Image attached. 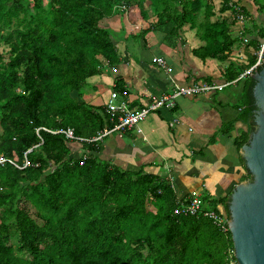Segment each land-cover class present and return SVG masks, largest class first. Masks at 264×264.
I'll return each instance as SVG.
<instances>
[{
	"label": "trees",
	"instance_id": "1",
	"mask_svg": "<svg viewBox=\"0 0 264 264\" xmlns=\"http://www.w3.org/2000/svg\"><path fill=\"white\" fill-rule=\"evenodd\" d=\"M146 1L0 0V155L22 166L27 153L32 163H0V264L237 262L230 230L203 213H174L178 197L166 177L102 159L106 137L73 140L42 128H72L85 139L113 128L117 119L87 102L83 88L105 62H119L120 35L110 27L117 9L148 19ZM149 1L158 17L151 28L177 45L188 24L205 42L192 50L202 59L228 60L238 10L247 15L232 0L218 9L214 0ZM246 68L230 63L226 79L240 82ZM242 84L239 120L248 129L240 149L255 129V80L248 74ZM229 196L204 195V207L228 215Z\"/></svg>",
	"mask_w": 264,
	"mask_h": 264
},
{
	"label": "crops",
	"instance_id": "2",
	"mask_svg": "<svg viewBox=\"0 0 264 264\" xmlns=\"http://www.w3.org/2000/svg\"><path fill=\"white\" fill-rule=\"evenodd\" d=\"M232 1L244 7L247 15L243 23L233 26L231 34L237 41L226 61L196 56L192 50L205 42L187 24L183 27L184 43L170 45L163 31L151 28L158 17L150 4L146 5L148 19L132 20L129 6L121 9L125 11L123 17L117 11L110 27L116 32L126 31L117 42L119 62L114 66L105 62L104 70L88 78L83 88L87 102L107 107L119 79L123 87L120 99L127 100L130 108L139 109L154 96L173 93L178 85L204 81L226 84L221 90L181 95L174 106L164 105L141 121V132L136 128L117 131L101 143L102 159L132 170L143 167L166 177L178 199H188L193 193L203 196L204 191L214 197L226 196L248 175L238 146L242 132L248 129L239 120L246 76L242 74L256 63L264 41V10L256 0ZM221 2L214 0L217 9ZM137 33L145 34L142 42H131L129 38ZM154 57L165 58L172 71L156 64ZM230 63L247 66L240 82L226 79ZM221 209L225 211L223 206Z\"/></svg>",
	"mask_w": 264,
	"mask_h": 264
},
{
	"label": "water",
	"instance_id": "3",
	"mask_svg": "<svg viewBox=\"0 0 264 264\" xmlns=\"http://www.w3.org/2000/svg\"><path fill=\"white\" fill-rule=\"evenodd\" d=\"M254 106L249 140L240 150L250 178L232 189L228 227L239 264H264V65L251 74Z\"/></svg>",
	"mask_w": 264,
	"mask_h": 264
},
{
	"label": "built area",
	"instance_id": "4",
	"mask_svg": "<svg viewBox=\"0 0 264 264\" xmlns=\"http://www.w3.org/2000/svg\"><path fill=\"white\" fill-rule=\"evenodd\" d=\"M123 9L127 8V5H122ZM246 20V15L238 10L237 15V22L243 23ZM248 39L245 38V41ZM154 62L158 64L159 66L165 68L167 72L172 71V67L168 63V61L163 57H154ZM264 65V41L261 43L260 49L258 51V58L256 63L247 69L242 76L252 74L255 70L258 69L259 66ZM226 86V84H217V83H211L208 81L199 82V83H193L191 85L187 86H177L176 89L171 94L167 95H160V96H154L152 100L145 104L143 107L139 109H132L130 108L128 101L125 99H120L119 93L116 91H113L111 93L109 102L107 104L108 110L111 112V114L117 119L116 124L113 126V128H105L97 133L96 136H94L91 139L88 138H82L75 135L74 129L72 128H56V129H50L46 127H42L43 129L52 132L54 134H64L67 138L70 139H77V140H87V141H98L103 140L104 137H107L108 135L112 134L113 132L122 131L126 129H132L136 128L139 132L142 131L140 128L141 121L145 120L149 114L153 111L158 110L160 107L166 105L169 107H172L175 105V100L177 97L181 95H198L202 92H209L216 89H223ZM41 128H38L37 131L39 132ZM32 149H29L31 151ZM6 161H9L19 168H25L31 165V161L28 160L27 153L25 155L24 164L22 166L18 165L14 160L8 159L4 157L3 155H0V163H4ZM83 162H81L82 164ZM202 194L200 193H193L191 197L188 199H178V205L174 209V213L177 215H199L202 214L213 219L214 223L217 224L222 230L228 231L230 230L228 227L229 222V216L225 214L224 212H218L215 209H205L204 202L202 199ZM233 264H239L238 261H233Z\"/></svg>",
	"mask_w": 264,
	"mask_h": 264
},
{
	"label": "rangeland",
	"instance_id": "5",
	"mask_svg": "<svg viewBox=\"0 0 264 264\" xmlns=\"http://www.w3.org/2000/svg\"><path fill=\"white\" fill-rule=\"evenodd\" d=\"M45 1H47V0H45ZM256 2H257V4L259 5V6H262V8H263V10H264V0H256ZM146 5H149V3H150V1L149 0H147L146 2ZM121 9H123L122 7H120V8H118L117 9V14H120V15H122V17H123V13L125 12L124 10H121ZM156 16V15H155ZM157 18V17H156ZM139 19V18H138ZM254 20L256 21V18L254 17ZM188 25V24H187ZM250 26H252V24H250ZM112 28V27H111ZM113 29V28H112ZM114 30V29H113ZM115 31V30H114ZM126 31L125 30H121L120 32H118L117 33V35H120V38L121 37H123V35H124V33H125ZM145 36V34L144 33H137V35H134V36H131L130 38H129V40L131 41V42H142V37H144ZM5 46H2L1 48H0V50H2V49H4L5 50V48H4ZM113 135H116V134H113ZM78 148L79 147H76L75 148V151H79L78 150ZM202 190H204V189H202ZM203 193V192H202ZM209 193H205V191H204V193H203V196L204 195H208ZM209 195H211V194H209ZM212 196H214V195H212ZM148 205V208L149 209H151V210H155V207L152 205V204H150V203H148L147 204Z\"/></svg>",
	"mask_w": 264,
	"mask_h": 264
}]
</instances>
